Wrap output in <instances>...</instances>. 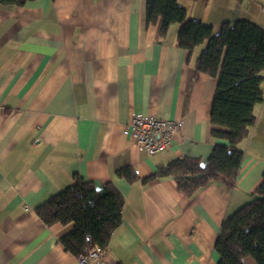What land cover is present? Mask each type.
I'll list each match as a JSON object with an SVG mask.
<instances>
[{
  "label": "crops",
  "instance_id": "0c3cea01",
  "mask_svg": "<svg viewBox=\"0 0 264 264\" xmlns=\"http://www.w3.org/2000/svg\"><path fill=\"white\" fill-rule=\"evenodd\" d=\"M177 1L215 33L239 20L264 28V0ZM146 19L147 0L0 5V264H79L61 243L72 226L49 227L36 211L77 178L112 184L124 198L108 264H218L223 222L262 182L264 101L240 145L233 187L212 182L189 198L172 178L144 184L176 159L207 162L217 87L194 71L206 43L189 53L178 44V25L158 39ZM133 114L181 122L166 152L138 150L127 133ZM126 167L136 171L134 182L117 175Z\"/></svg>",
  "mask_w": 264,
  "mask_h": 264
},
{
  "label": "trees",
  "instance_id": "16d2710c",
  "mask_svg": "<svg viewBox=\"0 0 264 264\" xmlns=\"http://www.w3.org/2000/svg\"><path fill=\"white\" fill-rule=\"evenodd\" d=\"M36 0H0L6 8L22 7ZM55 1V0H53ZM147 24L158 27L157 38L164 39L178 25L179 46L192 53L206 43L198 57L195 72L217 80L211 111L213 151L205 164L196 158H179L159 167L144 180L172 178L178 189L192 198L212 182L233 187L243 163L240 145L256 123L255 108L264 101V28L248 20L224 23L218 33L211 25L187 18L177 0H147ZM134 182L136 171L126 167L117 172ZM124 198L112 184L97 187L80 178L50 197L36 209L44 224L71 225L61 238L65 250L81 257L93 247L108 250L113 232L123 220ZM215 252L218 264H244L251 258L264 264V173L253 199L225 219Z\"/></svg>",
  "mask_w": 264,
  "mask_h": 264
},
{
  "label": "built area",
  "instance_id": "2783aa9c",
  "mask_svg": "<svg viewBox=\"0 0 264 264\" xmlns=\"http://www.w3.org/2000/svg\"><path fill=\"white\" fill-rule=\"evenodd\" d=\"M128 127L127 133L138 150L153 157L168 150L179 134L181 122L133 114ZM105 255L100 247L93 246L77 261L79 264H108Z\"/></svg>",
  "mask_w": 264,
  "mask_h": 264
}]
</instances>
